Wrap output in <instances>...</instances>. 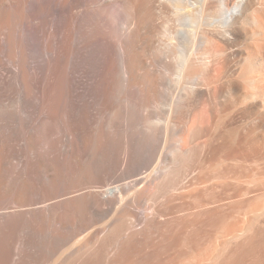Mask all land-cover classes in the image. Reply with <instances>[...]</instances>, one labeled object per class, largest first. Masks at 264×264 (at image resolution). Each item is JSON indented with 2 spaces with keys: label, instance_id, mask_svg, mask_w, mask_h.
<instances>
[{
  "label": "bare ground",
  "instance_id": "obj_1",
  "mask_svg": "<svg viewBox=\"0 0 264 264\" xmlns=\"http://www.w3.org/2000/svg\"><path fill=\"white\" fill-rule=\"evenodd\" d=\"M218 3L0 0V264H264V0Z\"/></svg>",
  "mask_w": 264,
  "mask_h": 264
},
{
  "label": "clouds",
  "instance_id": "obj_2",
  "mask_svg": "<svg viewBox=\"0 0 264 264\" xmlns=\"http://www.w3.org/2000/svg\"><path fill=\"white\" fill-rule=\"evenodd\" d=\"M244 4L245 0H232L230 5H225L223 0H219L212 11L202 14L200 23L203 25V29L220 38L229 37L233 18L242 15ZM185 22L191 24L190 19H186Z\"/></svg>",
  "mask_w": 264,
  "mask_h": 264
},
{
  "label": "rangeland",
  "instance_id": "obj_3",
  "mask_svg": "<svg viewBox=\"0 0 264 264\" xmlns=\"http://www.w3.org/2000/svg\"><path fill=\"white\" fill-rule=\"evenodd\" d=\"M153 245L152 244H147L146 245V247L144 248V249H141V250H139V252L138 253H136V254H134L133 256H132V259H133V261L134 262H136L137 264H140V262L142 261H144V260H147L149 257L150 258H152V247ZM253 252H251V250H248L246 253H243V256H241L240 258H239V260H241L240 262H239V260L238 261H236V263H240V264H257V262H256V258H257V255H256V253L254 252V250H252ZM253 254V255H252ZM252 255V256H251ZM154 258H155V256H153ZM243 257V258H242ZM251 257V258H250ZM148 259L147 261H149V262H151L152 261V259L154 260V258H152V259ZM245 259V260H244ZM250 259V260H249ZM141 262V263H142ZM145 262V261H144ZM236 263H233V264H236Z\"/></svg>",
  "mask_w": 264,
  "mask_h": 264
}]
</instances>
